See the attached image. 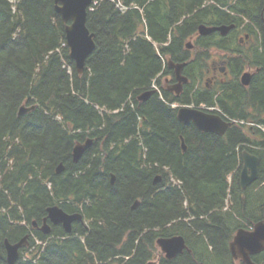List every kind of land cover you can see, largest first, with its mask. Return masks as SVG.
<instances>
[{"label":"trees","instance_id":"1","mask_svg":"<svg viewBox=\"0 0 264 264\" xmlns=\"http://www.w3.org/2000/svg\"><path fill=\"white\" fill-rule=\"evenodd\" d=\"M96 1L87 16L96 47L78 74L55 0H0V264H8L5 240L31 232L46 246L28 257L22 250L16 264H147L160 255L157 240L175 236L191 252L171 261L161 254L160 264H236L235 233L264 211V0H120L125 13L112 0ZM201 25L235 30L196 37ZM244 32L255 35L253 54L240 46ZM192 37L201 56L214 47L260 67L249 87L240 81L244 64L234 61L229 85L176 98L244 123L224 137L179 122L164 91L167 59L188 61ZM154 80L167 99L154 93L140 101ZM87 140L92 146L74 163L75 146ZM238 149L261 161L259 182L247 190L239 185ZM54 206L81 213L89 229H34ZM253 260L264 264V253Z\"/></svg>","mask_w":264,"mask_h":264},{"label":"water","instance_id":"2","mask_svg":"<svg viewBox=\"0 0 264 264\" xmlns=\"http://www.w3.org/2000/svg\"><path fill=\"white\" fill-rule=\"evenodd\" d=\"M93 3L94 0H55V11L66 24V42L70 50V58L74 61L78 73L83 72L88 57L96 47L94 35L87 28L88 11ZM233 28L234 25H223L219 27L201 25L199 27V34L210 35L219 32L225 36ZM169 66L176 68V78L179 82L178 86L182 88V84L187 82V79L181 74L184 64L174 65L170 62ZM249 78V74L246 73L243 75L242 82L244 85L249 84ZM151 94L152 92H147L139 99L145 101ZM35 108V106L30 108L21 107L19 116L33 111ZM178 120L183 124L192 123L201 132L218 136H224L229 127L232 126V123L224 121L219 115L209 114L193 108H181L178 111ZM91 144V141H87L85 144L78 145L74 148L73 159L75 163L80 161ZM182 148L184 152L187 150L184 140H182ZM259 164V159L256 156L248 152L243 153V168L240 178V185L243 189H246L258 180ZM62 171L63 166L60 165L58 167V173ZM114 179L113 177L112 182H114ZM158 181H160L159 177L155 183ZM138 205V202L135 203L133 209H136ZM48 218L55 225L62 224L67 233L71 232V225L74 220H81L79 215L69 216L59 207L49 208ZM42 230L44 233H49V227L46 225ZM157 244L168 260L176 258L187 248L185 239L182 236L161 238ZM24 246H26V238L16 244H11L8 241L5 242L8 264H15L18 261L20 249ZM230 251L236 261H241L244 264H255L252 257L264 252V216L263 220L257 223L252 231L241 229L236 233L234 240L230 244Z\"/></svg>","mask_w":264,"mask_h":264},{"label":"flooded vegetation","instance_id":"3","mask_svg":"<svg viewBox=\"0 0 264 264\" xmlns=\"http://www.w3.org/2000/svg\"><path fill=\"white\" fill-rule=\"evenodd\" d=\"M233 30H235V28ZM233 30H231L226 36H228ZM216 34L221 35L220 33ZM196 37L191 38L193 45L190 44L191 46H189V50L186 48V50L190 52L189 60L182 62V64L185 65L182 69V74H186L187 71L188 74L190 72V74L187 75L188 81L182 84V88L178 86V82L176 81V70L168 67L170 69V75H168L165 79L164 91L167 93L168 97L171 96L174 99L170 106H172L173 103L180 102L176 98H183L185 94H188L189 98H191L192 93L195 96L198 92H200L204 97H206V95L210 96L214 92H217L221 87L229 85L234 77V72L232 71L234 61L239 62V66L244 64L243 68H241L242 75L240 77L241 84L244 87H249L254 76L260 72V67L257 66L256 63L247 64L243 60L242 55L239 57L230 55L232 58H228V55L219 53L220 56H218L216 54V49H213L214 47L210 49L211 51L208 50L203 56H201L195 52ZM239 42L240 46L244 47V51L247 53L253 54L256 52V47L258 44L255 35H249L248 33L244 32ZM199 55L200 57H198ZM246 73L250 76L248 85H244L242 82L243 75ZM164 91H161V94L164 99H167L166 96H164ZM151 96H149V98ZM190 100L191 99H189V101ZM192 103L194 102H190L189 104Z\"/></svg>","mask_w":264,"mask_h":264},{"label":"rangeland","instance_id":"4","mask_svg":"<svg viewBox=\"0 0 264 264\" xmlns=\"http://www.w3.org/2000/svg\"><path fill=\"white\" fill-rule=\"evenodd\" d=\"M237 264H239V263H237Z\"/></svg>","mask_w":264,"mask_h":264}]
</instances>
